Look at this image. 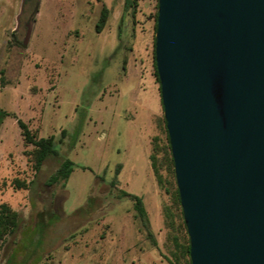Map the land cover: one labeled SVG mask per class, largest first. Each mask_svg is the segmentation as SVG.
Wrapping results in <instances>:
<instances>
[{"label":"rangeland","instance_id":"374dc122","mask_svg":"<svg viewBox=\"0 0 264 264\" xmlns=\"http://www.w3.org/2000/svg\"><path fill=\"white\" fill-rule=\"evenodd\" d=\"M127 1L0 0V108L56 150L37 168L15 117L0 122V204L19 214L0 264H186L153 63L157 0ZM64 157L73 171L48 184ZM122 191L142 198L151 235Z\"/></svg>","mask_w":264,"mask_h":264},{"label":"water","instance_id":"95a60500","mask_svg":"<svg viewBox=\"0 0 264 264\" xmlns=\"http://www.w3.org/2000/svg\"><path fill=\"white\" fill-rule=\"evenodd\" d=\"M154 55L191 264H264V0H158Z\"/></svg>","mask_w":264,"mask_h":264},{"label":"trees","instance_id":"16d2710c","mask_svg":"<svg viewBox=\"0 0 264 264\" xmlns=\"http://www.w3.org/2000/svg\"><path fill=\"white\" fill-rule=\"evenodd\" d=\"M26 2H32L35 0H25ZM129 2V0L127 1ZM130 5H134L136 4V0H131V2L129 3ZM157 6H158V0L156 2V12H155V25H154V29L156 30V20H157ZM107 8L104 6L101 9V13H100V17L99 20L96 23V29L97 31H100V29L105 25L106 19H107ZM154 45H155V38H154ZM154 68H155V75L158 80V76H157V71H156V65H155V55H154ZM8 115H12L11 113H8L4 110H2L0 108V122L4 119V117L8 116ZM13 117H15L16 122L19 126V128L21 129V134L23 136V139L26 143H30L35 147V164L36 167L38 168L42 161L46 158L47 155L49 154H54L56 153V150L53 148V137H34L33 134L30 132V129L28 128L27 124L20 118H18L15 114L12 115ZM164 126H165V131H166V140H167V146H168V155H169V166H170V171L171 174L174 176L175 179V174H174V162H173V158H172V154H171V148H170V144H169V137H168V131L166 128V121L164 119V116L162 117ZM154 172L156 173V175L158 174V170H157V166L155 163H152ZM74 169V162L69 159L64 157L61 162L59 163V166L57 167V169L49 176V178L47 179V183L48 184H56V183H60V182H65L68 177L70 176L71 172ZM175 183H176V179H175ZM113 185H115L113 183ZM19 186L25 187V183L21 182L19 184ZM176 199L177 202L180 204V196H179V192H178V188L176 186ZM123 195H128L130 196L133 200H134V208L136 210V214L138 216V218L143 222L147 232L149 235H151V232L148 229V221H147V217H146V211L143 205V201L142 198L138 195L135 194H130L127 193L125 191H122ZM180 208H181V204H180ZM181 212H182V208H181ZM19 223V214L18 212H16L15 210H13L12 208H10L7 204L2 203L0 204V238H3L5 234L7 233H12L17 225ZM182 224L183 227L186 231L187 234V230H186V226L184 223V219H183V214H182ZM176 246L179 248V252H180V257H183L185 259L186 264H191V260H190V243H189V237L187 234V237L185 238L184 242H178L176 239L175 242ZM177 263L180 264L179 259L177 258ZM172 264V263H170Z\"/></svg>","mask_w":264,"mask_h":264}]
</instances>
